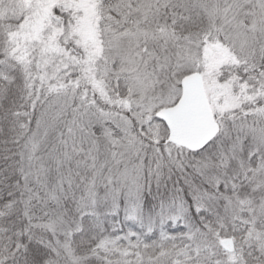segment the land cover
Instances as JSON below:
<instances>
[{"label": "snow or ice", "instance_id": "snow-or-ice-1", "mask_svg": "<svg viewBox=\"0 0 264 264\" xmlns=\"http://www.w3.org/2000/svg\"><path fill=\"white\" fill-rule=\"evenodd\" d=\"M0 264H264V0H0Z\"/></svg>", "mask_w": 264, "mask_h": 264}]
</instances>
